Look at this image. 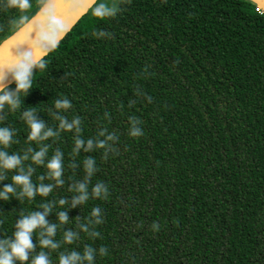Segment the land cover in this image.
Instances as JSON below:
<instances>
[{
    "label": "trees",
    "instance_id": "16d2710c",
    "mask_svg": "<svg viewBox=\"0 0 264 264\" xmlns=\"http://www.w3.org/2000/svg\"><path fill=\"white\" fill-rule=\"evenodd\" d=\"M92 6L43 57L47 68L37 70L20 106L5 104L0 112V127L14 131L0 152L22 160L16 170L0 168V191L30 168L34 189L53 186L31 201L20 186L0 198V236L10 238L21 214H43L46 205L49 226L58 225L54 242L68 230L79 237L59 251L108 249L95 264H264V13L251 0H131L115 18L101 20ZM36 13L33 0L28 15ZM18 16L0 5V47L14 36L10 22ZM94 30L112 38L97 39ZM65 98L72 108L56 109L54 102ZM29 109L57 135L28 142ZM61 116L79 118L81 133L61 130ZM133 116L142 122L140 138L128 135ZM105 128L118 137V153L106 160L103 150L84 151L89 138L103 139L98 133ZM77 138L84 147L73 155ZM41 148L44 164L36 165L31 157ZM55 152L62 154L59 186L46 175ZM86 157L97 168L89 196L101 181L109 196L73 207ZM97 206L104 222L95 225L100 237H92L80 228L92 230ZM62 211L68 223L60 226ZM32 239L38 254L36 233ZM45 251L58 264V252Z\"/></svg>",
    "mask_w": 264,
    "mask_h": 264
},
{
    "label": "clouds",
    "instance_id": "9594fccd",
    "mask_svg": "<svg viewBox=\"0 0 264 264\" xmlns=\"http://www.w3.org/2000/svg\"><path fill=\"white\" fill-rule=\"evenodd\" d=\"M76 5L82 6L86 0H73ZM131 0H112L111 3L99 2L91 8L92 16L98 19H111L115 18L119 13L125 10L124 5H130ZM0 5L5 10L14 9L19 13V16L12 20V32L13 35H17L25 30L28 31V36H31L33 32L36 33L35 39L31 43L29 51L22 52L16 48L11 49V58L2 66H0V112L3 111L5 104L9 105L11 110H15L20 106L21 95H26L28 90L32 88L33 76L37 70L43 71L47 68V64L43 56L39 59L36 58L35 52L37 49L43 51L44 55L56 50L61 42L64 40L66 35L71 31V25L59 19L55 14L52 7V0H35V6L37 13L33 16L28 15L29 11L33 7V0H0ZM36 16L40 17L39 25H33V21ZM92 36L97 39L100 38H112V34L103 30H94ZM179 61H177L178 63ZM11 76V80L15 83V90H9L6 81L8 76ZM63 79V78H61ZM137 94H140V90L137 89ZM149 103L152 102V97H147ZM134 103V101L132 102ZM55 108L58 110H69L72 108V103L68 99H60L54 102ZM131 106V104H130ZM34 110L29 109L24 116L26 117V123L30 129V133L27 136L28 142H39L47 140L54 135L52 130L44 131L43 122L36 121L33 118ZM105 118L109 119L108 113H105ZM3 118H0L2 121ZM80 119L74 118L71 122L67 118L59 117V128L64 132H72L74 129L77 134L81 133ZM130 128L128 135L132 138H140L144 135L143 129L140 127L142 123L137 117H129ZM14 131L0 127V145L10 147V141ZM99 137L103 139H97L95 144L91 138L88 139L87 147H84V141L77 138L74 143L73 155L79 153L80 149L84 147L85 152L93 150H103L102 157L107 159L109 153H118V149L115 144L118 141V137L115 133L108 132V130L102 129L98 133ZM31 151V149H29ZM47 153L46 148H41L40 151L35 152L31 157V160L36 165L44 164V157ZM29 157L25 155L23 160H27ZM22 160L18 155L11 157L7 156L5 152H0V168L8 171L16 170L21 165ZM71 166V165H70ZM46 175L50 180H54L57 186L62 184V154L55 152L51 159L48 161ZM33 169H29V174H23L19 172L12 176V185H8L3 191H0V198L4 200L8 199V194L14 192L13 186L21 187V195H26L29 201L36 195L39 194L42 197L48 196L52 192V184L47 186L42 183L37 189H34L30 175ZM84 171H85V182L79 184L78 191L81 193L77 200H74L73 207L76 204H85L89 199H107L109 196L108 186L104 182H97L91 189V196L88 193V180L96 173V161L93 157H86L84 160ZM4 177L0 175V179ZM42 179V177H41ZM65 200L59 201L60 205H64ZM45 211L43 214L40 212H30L28 215L21 214V219L14 224V231L11 237L0 236V264H53L50 253L46 252L45 249L51 252H58V264H95L96 256H107L108 249L104 246L99 248V253L88 245L83 249L81 255L76 250L71 251H59L61 243L64 245H72L76 240L79 239L76 233L71 230L63 233L62 242H54L52 237L56 234L58 225L49 226L48 221L45 219L48 212L51 210L48 206H43ZM59 225L63 226L68 223V216L66 212H60ZM103 215L99 206L94 207L89 216V223L92 225V230L89 231L87 226L80 228L81 231L87 233L92 237H100V232L95 230V225L102 224ZM3 221H0L2 224ZM37 229L42 231L37 233ZM154 231H159V225L155 222L152 225ZM36 233L39 240L40 251L38 254L35 253L37 247L33 243V234Z\"/></svg>",
    "mask_w": 264,
    "mask_h": 264
},
{
    "label": "water",
    "instance_id": "95a60500",
    "mask_svg": "<svg viewBox=\"0 0 264 264\" xmlns=\"http://www.w3.org/2000/svg\"><path fill=\"white\" fill-rule=\"evenodd\" d=\"M96 1L97 0H86L82 6H79L76 5L73 0H52V7L59 19L73 27ZM251 1L255 2L258 6L264 9V0ZM39 23L40 17L36 16L33 21V25H39ZM28 31L29 30H25L17 35H14L10 40L0 47V66L5 64L11 58V49L16 48L22 52L30 50L31 43L35 39L36 33L33 32L31 36H28ZM35 56L37 59H39L41 56L44 57L45 55L42 50L37 49ZM11 83L12 80L11 76L9 75L6 84L8 86Z\"/></svg>",
    "mask_w": 264,
    "mask_h": 264
},
{
    "label": "built area",
    "instance_id": "2783aa9c",
    "mask_svg": "<svg viewBox=\"0 0 264 264\" xmlns=\"http://www.w3.org/2000/svg\"><path fill=\"white\" fill-rule=\"evenodd\" d=\"M256 11H257L259 14H263V13H264V9L261 8L260 6H258V7L256 8Z\"/></svg>",
    "mask_w": 264,
    "mask_h": 264
}]
</instances>
